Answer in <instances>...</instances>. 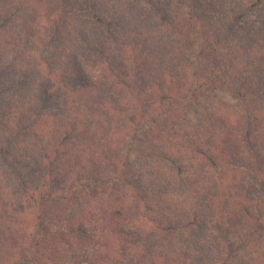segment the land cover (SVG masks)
Returning a JSON list of instances; mask_svg holds the SVG:
<instances>
[{
	"label": "trees",
	"instance_id": "1",
	"mask_svg": "<svg viewBox=\"0 0 264 264\" xmlns=\"http://www.w3.org/2000/svg\"><path fill=\"white\" fill-rule=\"evenodd\" d=\"M84 52L82 57L86 62L82 64L73 57L66 72V79L74 81L66 86L68 106L76 103L70 93L74 86L75 92H83L88 97L98 92L86 65L98 66L104 73L108 72L115 83L119 81L130 87L120 76L118 78L116 60L103 53ZM16 66L24 67L16 63L5 66L9 71L0 70V99L8 93L12 112L18 109L27 112L29 100L24 98L22 104H18L20 98L14 93L28 82L25 83ZM204 73L200 78L202 83L188 89L192 96L189 99L175 95L193 86L187 82L190 78L181 85L183 83L165 76L161 85L139 83L138 90L129 89L138 93L139 102L155 85L161 86L168 98L164 113L158 118L153 113L158 98L153 95L148 106L150 112L142 115L148 129L144 122L134 128L135 132L143 130L148 134L144 140L147 149L137 152L146 162L139 170L135 167L137 161L131 157L133 149H127L120 168L122 174L117 164L111 165L109 152L101 149L106 146L111 149L117 144L115 126L109 128L105 137L98 134L104 128V117L122 114L130 102L124 101L122 110H116L108 98L96 97L99 127L88 143L68 149L65 157H73L74 163L62 160L61 153L53 149L57 146L52 148L50 142L47 145L43 140L42 151L28 146V139L29 144L32 140L29 130L21 128V124H25L23 120L14 127L12 115L4 112L0 120V149L3 145L9 153L13 138H22L20 143L30 156L22 167L14 164L10 167L17 178L21 205L7 196L0 200V264H264V102L242 99L233 105L220 99L204 100V94L210 90L227 87V82L217 86V79L210 77L211 70ZM33 82L39 86L40 100L46 107L53 90L36 82V78ZM226 90L236 96L229 87ZM77 103L79 108L83 104ZM203 105L209 111V134L205 133V126L185 121L190 110ZM129 108L135 113L143 111L136 105ZM34 114L36 118L30 128L42 136L38 130L48 126L52 115H46L43 110ZM130 121L135 123L136 116ZM156 125L163 132L156 131ZM182 133H189L187 142H181ZM88 149L92 156L96 153L100 164L90 161ZM28 160H34L36 166H31ZM86 167L92 168L93 177L104 178L110 173L124 182L132 178L130 187L134 190L120 191L116 198L113 192L109 193V186L108 190L101 187L79 190L83 184L89 187L81 182L84 178L81 170ZM143 179L150 182L146 195H143L147 191ZM26 210L35 214L37 232L30 225L26 226ZM148 212L153 217L147 215ZM156 212L159 215L154 218ZM60 216L65 220L63 225L49 229L46 223L51 225L53 219L62 220ZM198 234H202V238L194 240ZM152 238L156 243L151 248L145 241ZM191 239L193 242L187 244ZM242 251L246 254L242 255Z\"/></svg>",
	"mask_w": 264,
	"mask_h": 264
},
{
	"label": "rangeland",
	"instance_id": "2",
	"mask_svg": "<svg viewBox=\"0 0 264 264\" xmlns=\"http://www.w3.org/2000/svg\"><path fill=\"white\" fill-rule=\"evenodd\" d=\"M0 35V70L9 71L6 67L15 66L16 63L24 66H16V69L25 83L28 82L21 87V91L14 93L20 98L18 104H22L24 98L29 100L27 112L18 109L13 113L9 107L12 103L10 94L3 95L0 99V120L6 111L12 115L10 118L13 119L14 127L23 120L25 124H21V128L29 130L32 140L29 144L28 139V146L42 151L43 140L47 145L50 142L52 148L53 145L57 146L53 149L61 153L62 160L68 163H74L73 157H65L68 149L88 143L93 132L98 130L97 116L100 113H97V96L108 98L116 110H122L121 103L130 102L127 110L121 111L122 114L105 116L104 128L98 134V137H105L109 128L115 126V130L111 131L116 133L117 144L111 149L108 146L101 149L109 152L111 165L117 164L120 174L124 163L123 154L127 149H133L131 157L137 161L135 167L141 170L146 159L137 152L146 148L144 140L148 134L143 130L135 132L134 128L138 123L144 122L148 129L147 121L142 115L148 111L153 95L158 98L153 107L156 110L153 113L158 118L160 113H164V104L168 98L167 92L155 85L139 102L135 91L140 84L154 82L161 85L162 79L168 76V80L174 78L184 85L186 79L190 78L187 82L193 86L186 87L185 93L175 95L179 99H189L192 96L188 89L197 88L202 83L200 78L204 77V72L211 70L210 77L217 79V86L227 82V87L236 96L229 94L227 87H219L218 90H210L204 94V100L220 99L233 105L239 104L242 99L247 102H264V0H0ZM84 51L103 53L116 60L118 78L120 76V80L127 82L130 87L119 81L115 83L109 73H104L98 66L86 65L88 75L96 83L98 92L88 97L83 92H75L74 86L70 88V93H73L71 98L76 103L71 102L68 106L66 86L74 81L66 79V72L70 69L73 57L82 64L86 62L82 57ZM35 78L36 82L40 81L53 90L46 107L40 100L39 86L33 82ZM130 88L135 91H130ZM77 102L83 103L81 109L77 107ZM134 104L143 111L135 113L130 110L129 107L135 106ZM42 110L46 115L52 116L48 126L38 130L42 134L38 136L30 126L36 118L34 111ZM15 115L18 116L16 120ZM134 115L136 122L132 124L130 119ZM208 116L209 111L204 105L197 106L189 111L188 121H185L187 124L205 126V133L209 134ZM125 120L129 125H126ZM156 126V131L163 132ZM188 131L190 133L192 129L189 128ZM189 133H182L181 142L189 140ZM6 136L4 137L7 138ZM20 139L13 138V147L9 153L3 145L0 149V200L7 196L18 205H21L22 197L16 175L10 167L13 164L18 168L22 167L30 156ZM88 150L90 161L100 164L96 153L92 156V151ZM43 154L42 152L41 155ZM28 161L31 166H36L34 160ZM81 171L84 174L81 182L89 187L85 188L83 184L79 190H94L98 187L108 190L109 186V193L113 192L116 198L120 191L129 192L133 189L130 187L132 178L124 182L115 179L116 177H112L115 175L110 173L104 178L93 177L91 167ZM24 173L28 176L27 172ZM143 181L147 189L143 195H146L150 191V182L146 179ZM147 215L152 216V213L148 212ZM158 215L156 212L154 218ZM24 216L28 220L26 226L30 225L37 232L35 214L26 210ZM60 218L62 220L53 219L51 225L47 222L49 229L60 228L65 222L62 216ZM198 236L194 240L202 238V234ZM191 242L193 239L187 244ZM145 243L152 248L156 242L152 238ZM244 252L241 254L245 255Z\"/></svg>",
	"mask_w": 264,
	"mask_h": 264
}]
</instances>
